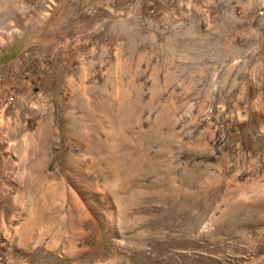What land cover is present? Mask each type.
<instances>
[{
  "label": "rangeland",
  "instance_id": "obj_1",
  "mask_svg": "<svg viewBox=\"0 0 264 264\" xmlns=\"http://www.w3.org/2000/svg\"><path fill=\"white\" fill-rule=\"evenodd\" d=\"M0 264H264V0H0Z\"/></svg>",
  "mask_w": 264,
  "mask_h": 264
}]
</instances>
